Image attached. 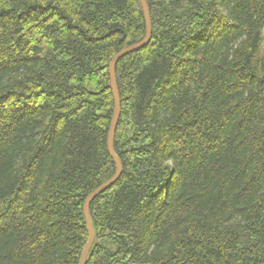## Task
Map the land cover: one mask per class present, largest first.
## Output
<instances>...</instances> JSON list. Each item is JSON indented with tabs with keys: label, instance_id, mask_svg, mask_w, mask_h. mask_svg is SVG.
<instances>
[{
	"label": "trees",
	"instance_id": "trees-1",
	"mask_svg": "<svg viewBox=\"0 0 264 264\" xmlns=\"http://www.w3.org/2000/svg\"><path fill=\"white\" fill-rule=\"evenodd\" d=\"M146 1L85 264H264V0ZM146 31L140 0H0V264H79Z\"/></svg>",
	"mask_w": 264,
	"mask_h": 264
},
{
	"label": "water",
	"instance_id": "water-1",
	"mask_svg": "<svg viewBox=\"0 0 264 264\" xmlns=\"http://www.w3.org/2000/svg\"><path fill=\"white\" fill-rule=\"evenodd\" d=\"M140 2H141V5L143 7L145 19H146V29H147L146 37L142 42L135 44V45L121 51L117 56H115L113 58V60L110 63L111 87H112V91H113L114 98H115V111H114V117H113V121L111 124L110 132H109L108 149H109L110 155L112 156L114 162L116 163V174L112 179H110L108 182H106L104 185H102L99 189H97L94 193H92L87 198V200L85 202L84 214H85L87 227H88V231H89V240H88V243H87V245L83 251V254L81 256L79 264H85L86 263L88 255L90 253V250H91V248L94 244L95 238H96V233H95V230L93 227L92 218H91V214H90L91 205L96 200L97 197H99L105 191L110 189L120 179V177L123 173L122 162L119 159V157L116 154L115 149H114L115 135H116L117 127H118V124L120 121V116H121V99H120V93H119L118 84H117V78H116V66L123 58L145 48L151 40L152 20H151L150 9H149V6H148V3L146 0H140Z\"/></svg>",
	"mask_w": 264,
	"mask_h": 264
},
{
	"label": "bare ground",
	"instance_id": "bare-ground-1",
	"mask_svg": "<svg viewBox=\"0 0 264 264\" xmlns=\"http://www.w3.org/2000/svg\"><path fill=\"white\" fill-rule=\"evenodd\" d=\"M92 249V248H91ZM91 251V250H90Z\"/></svg>",
	"mask_w": 264,
	"mask_h": 264
}]
</instances>
